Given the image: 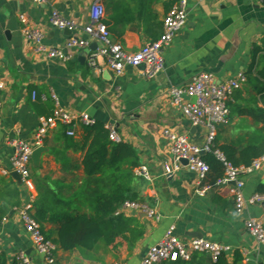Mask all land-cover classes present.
<instances>
[{
	"label": "crops",
	"instance_id": "0c3cea01",
	"mask_svg": "<svg viewBox=\"0 0 264 264\" xmlns=\"http://www.w3.org/2000/svg\"><path fill=\"white\" fill-rule=\"evenodd\" d=\"M95 1L104 7L103 21L111 43H119L126 52L137 51L163 31L169 0H0V207H8L0 214V252L5 254L7 264H14L20 253L34 264H44L23 228L17 208L31 197L34 211L40 191L43 201L55 193L69 198L86 179L81 164L83 153L76 143L83 132L80 121L74 122L73 136L64 137L58 125L48 130L39 155L31 158L33 190L11 175V142H32L40 118L50 116L57 107L72 115L85 112L94 124L112 126L120 141L135 149L137 168L146 175H137L134 168V187L140 202L153 210L154 217L135 214L144 225V234L119 254L102 243L89 253L55 246L54 264H140L147 250L168 231L186 241L204 238L227 246L224 254L228 264H264V247L245 227L248 219L264 226V200L250 201L255 194L264 195V163L259 170L240 176L245 204L238 210L233 181H214L209 171L202 183L209 188L200 194L198 175L182 162L178 170L165 173L164 165L172 164L173 159L171 142L163 134L169 129L186 135L192 143L204 142L207 128L191 124L181 106L173 103L171 89L186 85L200 72L211 73L221 81L254 67L264 53V0H187L186 21L162 49L163 69L154 78L144 77L141 68L129 65L116 76L104 57H94L95 50L87 52L89 46H100L84 31ZM53 9L73 20L76 28L70 31L53 27L49 23ZM21 14L25 24L20 21ZM26 26L41 33L43 45L58 48L69 59L48 57L38 50L24 37L22 28ZM70 36L87 40V46L68 48L66 40ZM251 95L245 88L231 95L230 114L226 123L217 126L215 147H243L256 136L261 125L234 110L235 106L249 105ZM186 101L193 99L182 97V102ZM71 138L75 142L69 143ZM119 212L133 215L132 211ZM43 227L55 239L54 226L45 222ZM236 253L241 256L240 262L235 260ZM158 264L212 261L206 253L191 252L188 260L176 258Z\"/></svg>",
	"mask_w": 264,
	"mask_h": 264
},
{
	"label": "built area",
	"instance_id": "2783aa9c",
	"mask_svg": "<svg viewBox=\"0 0 264 264\" xmlns=\"http://www.w3.org/2000/svg\"><path fill=\"white\" fill-rule=\"evenodd\" d=\"M64 0H32L34 3H59ZM187 0H178L176 4L167 11L163 19V31L158 39L148 42L140 47L137 51L126 52L119 43H111L107 28L102 23L104 16V7L101 3L95 1L90 7V22L84 26L87 35L97 39L100 46L94 50L93 56H101L106 59L107 66L114 72L116 76L123 74L126 66L139 67L142 69V75L146 78H154L163 69V60L161 58L162 49L170 44L175 34L184 25L186 21ZM20 21L25 24L26 18L20 15ZM49 23L59 29L70 31L76 28L73 20L63 17L56 9H53ZM24 37L33 41L38 50H41L48 57H56L64 60L69 59L55 47H46L42 44V35L40 32L29 29L27 26L22 28ZM88 41L80 39L76 36H70L66 40L68 48L85 47ZM93 65V59H90ZM245 81V75L242 72L236 76L221 81H217L211 73L200 72L194 75L191 80L182 87H174L171 89L173 103L181 106L182 111L194 126L203 125L207 128V134L202 144L190 142L186 135L174 133L169 129L163 130L164 136L171 142L172 164H165V173H172L178 170L181 160H185L188 171L196 173L199 178L198 193L203 194L209 186L202 185L208 172L209 166L202 159L204 153L212 151L216 136L217 126L227 122L230 111L228 102L231 95L237 89H240ZM3 83L0 81V89ZM36 93H32L35 99ZM188 97L193 101L182 102V97ZM80 121L85 125H93L94 119L87 113L82 112L78 115H72L65 112L60 107L54 109L52 115L40 118V126L34 136L32 142L22 139H16L11 142L13 154L11 163L13 171L20 175L21 184L28 190H33V182L30 178V162L33 151L43 145L44 138L49 129L57 125H65L67 127L66 134L74 135V122ZM106 127V126H105ZM109 130V139L114 142H120L115 129L112 126L106 127ZM215 155L223 162L225 167L224 177L219 182L230 180L234 182V200L235 208L241 209L245 204L242 193L243 181L240 178L242 174L251 173L259 170L264 163V153L254 159L247 166L234 167L226 162L223 155L217 150ZM137 175H146L142 168H135ZM264 195L255 194L250 201H263ZM31 197L27 198L21 207L17 208V213L23 225L25 232L29 235L35 252L42 258L44 264H54L55 245L47 239L42 231L40 224L32 216ZM135 211L142 212L147 218H153L154 212L146 205L136 201L126 200L122 204L119 211ZM118 211V212H119ZM245 227L251 235H253L258 243L264 247V226L255 219H248ZM228 251V247L218 243L206 240L204 238H192L189 241L183 240L177 235L168 231L155 245L151 246L140 261V264H158L171 259L180 258L188 260L191 252H203L209 255L210 260L215 262L217 258L224 252ZM16 260L20 264H34L28 256L20 253ZM112 264H119L114 262Z\"/></svg>",
	"mask_w": 264,
	"mask_h": 264
},
{
	"label": "trees",
	"instance_id": "16d2710c",
	"mask_svg": "<svg viewBox=\"0 0 264 264\" xmlns=\"http://www.w3.org/2000/svg\"><path fill=\"white\" fill-rule=\"evenodd\" d=\"M177 1L169 0L167 11ZM102 23L107 28L103 18ZM257 52L258 50L255 51ZM244 75L242 87L252 95L248 100L249 105L235 106L234 110L249 115L255 124L261 126L256 130V136L252 137L251 142L243 147L233 144L214 146L212 151L202 155L214 181L222 178L225 172L224 164L215 155L214 150L220 152L225 161L234 167L247 166L264 153V53L259 55L255 66ZM242 87L233 94L240 93ZM58 126L59 132L66 137L67 127L62 124ZM82 130L81 139L76 143L83 153L81 164L86 176V179L82 180L83 185L73 191L69 198L55 193L50 200L45 198L43 201L40 191L32 216L40 224L43 235L64 251L77 248L89 253L102 243L119 254L121 249L134 246L144 234V225L140 223L139 218L118 212L126 200L141 203L134 187L133 169L138 166L137 153L130 144L110 140L109 130L103 124H84ZM73 142L74 139H69V143ZM7 210L8 207H0V214ZM10 212H13L12 208ZM45 222L54 226L52 231L55 239H51V234L44 230ZM235 260L241 261L238 253ZM0 264H7V258L2 252ZM14 264L20 263L16 261ZM212 264H228V260L222 253Z\"/></svg>",
	"mask_w": 264,
	"mask_h": 264
},
{
	"label": "water",
	"instance_id": "95a60500",
	"mask_svg": "<svg viewBox=\"0 0 264 264\" xmlns=\"http://www.w3.org/2000/svg\"><path fill=\"white\" fill-rule=\"evenodd\" d=\"M96 45L94 44V45H92V46H89L88 48H87V52H89L90 50H94ZM42 149V146L41 147H38V148H36L34 151H33V153H32V158H34V157H36V156H38L39 155V153H40V150ZM181 162L183 163V164H186V161L185 160H181ZM11 175H12V177L19 183V184H21V180H20V175L17 173V172H13V173H11ZM132 214L133 215H138V216H141V217H143V216H145V214L144 213H142V212H135V211H132Z\"/></svg>",
	"mask_w": 264,
	"mask_h": 264
}]
</instances>
